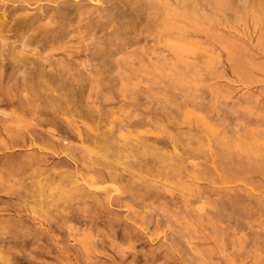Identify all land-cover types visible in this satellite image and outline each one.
<instances>
[{
	"label": "rangeland",
	"instance_id": "374dc122",
	"mask_svg": "<svg viewBox=\"0 0 264 264\" xmlns=\"http://www.w3.org/2000/svg\"><path fill=\"white\" fill-rule=\"evenodd\" d=\"M0 264H264V0H0Z\"/></svg>",
	"mask_w": 264,
	"mask_h": 264
}]
</instances>
